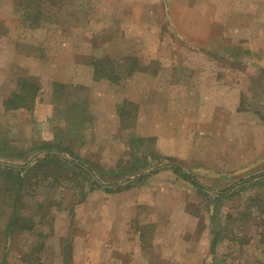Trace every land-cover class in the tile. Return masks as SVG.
Wrapping results in <instances>:
<instances>
[{
  "label": "rangeland",
  "instance_id": "1",
  "mask_svg": "<svg viewBox=\"0 0 264 264\" xmlns=\"http://www.w3.org/2000/svg\"><path fill=\"white\" fill-rule=\"evenodd\" d=\"M75 63L99 64L111 79L93 73L97 86L54 87L50 68ZM134 72L148 84L174 83V99L148 86L134 103L132 85L124 100ZM212 77L223 88L214 99L204 91L196 107L190 84ZM22 79L40 87L33 107L5 109ZM142 112L155 121L141 124L164 131L165 145L198 146L211 168L180 163L208 189L152 177L168 162L139 134ZM42 144H62L109 191L58 160L27 171L23 186L0 173V264H264V180L239 183L264 173V0H0V162L33 165ZM134 166L142 168L134 178L112 177Z\"/></svg>",
  "mask_w": 264,
  "mask_h": 264
},
{
  "label": "crops",
  "instance_id": "2",
  "mask_svg": "<svg viewBox=\"0 0 264 264\" xmlns=\"http://www.w3.org/2000/svg\"><path fill=\"white\" fill-rule=\"evenodd\" d=\"M73 52L75 53V50H73ZM105 54L106 53L99 52L98 54H93L92 57H93V59H101L102 57L105 56ZM44 68H45V66L40 64V68L37 67V69H36L37 70V74L40 75V76H43L44 75V70H43ZM206 70H207V72L210 71L209 68H206ZM206 70L205 69H200L199 70V75H202L203 73H205ZM93 73H94L93 65H90V64L88 65L86 63H82V64L75 63L72 69H69V66H67L64 69V71H59V70L56 71L53 67L50 68V72H49V76L50 77L49 78L52 79V81H55V82H57L59 84H63V85L64 84H81L83 86L93 87V86H97L96 81H94ZM63 75H67L68 77L67 76H63ZM147 77H148L147 74H145L144 72L135 73V75L132 78V80L127 81L125 83L124 96H126V97H123V99L127 100V98H129L128 94L126 92H129L128 87H131L132 85L135 86V88H134L135 97H133V98L130 97V99L133 100L134 103L141 104L142 100L140 101V99H142V98L138 97L139 93L140 92L142 93L148 86H151L152 90H160V89H162V87H165L167 92H171L172 93V94H170V93L167 94L168 99H170V100L174 99L173 98V97H175V95H174L175 84L174 83L167 82V83L159 84V83H156L155 80H153V82L151 84H148L147 83V81H148ZM214 77H215V73H214ZM214 77H212L211 79H214ZM200 79H202V77H200ZM216 79H214L209 84L204 83L201 80L199 82H197V83H193V84L189 83L191 87H189V90H188L189 94H187L189 96L188 100L190 101L191 98L193 97L194 101L196 102L195 106L196 107H200L201 102L206 98V95L204 94V91H206L207 89L211 90L212 94H214L213 97L210 96L211 98L214 99L216 97L215 94L217 93V91L221 90L223 88V85L221 83H218L216 81ZM145 80H147V81H145ZM114 87H116V86H114ZM182 87L184 88V85H182ZM107 88H108V92L113 91V88L110 85L107 86ZM182 95H185L186 98H188V96L186 95L185 92H183ZM133 101H131V102H133ZM115 104H114L113 107H115ZM140 109H141V105H140ZM190 111H187V114L183 115V122L184 123H190L189 122V121H191V117H190L191 114H189ZM199 112H201L200 108H199ZM140 113H141V111H140ZM117 117L115 118V115H114V123L120 122V115L117 114ZM143 117H144V115H143V112H142V117L141 116L138 117V122L136 124V125H138L137 126L138 128H139V125H142L140 121H144V122L150 121V122H152L155 119L154 118L153 120H149V119H145L144 120ZM169 117L170 116L168 115V119H170ZM193 118L197 119L199 122H201L204 119L203 115L201 113H196V111H193ZM141 128H142V130H140V131L138 130L139 134H141V136L142 135H150L149 137L152 138L155 141V144H156L157 148L160 151L158 153L159 154L162 153V154H164V155L161 154L162 156L170 157L172 159V160H168L167 161L168 163H170V161L173 162V163H170V164H173V165L176 164V165L180 166L185 172H189V171H186L184 166L180 162L186 161V160H199L203 164V166L200 165V166H202V168H204L206 170H207V168H211L205 162V157H204L203 153L201 152V150H199L198 146L195 145V144L200 145V138L192 139V143H193V145H195L194 151H192V152L188 151V153H185L184 151L180 152V151L176 150L174 148V145L171 143V141H168L166 143V145H165L164 140H162V138H161L165 134L164 131L162 132L158 128H154V127H152L149 130L148 128H146L143 125H142ZM189 128H190L189 125H188V128H187V126H185V128H184V132H188V134H186V137H187L186 142L187 143H191L190 142L191 138L189 136V134H190L189 133ZM146 129H147V131H146ZM167 138H169L168 135H167ZM193 140H196V141H193ZM147 176H148V174L145 177H147ZM152 177H157L159 180H162V179L166 180L167 186L162 181H159L157 183V185H158L157 187H162V186L173 187L172 181H174L176 179L175 177H178V176L170 168L165 167V168H162V169L158 170L157 173L154 174ZM162 177H164V178H162ZM131 178H134V177H131ZM178 178L180 180L185 181L184 179H182L180 177H178ZM131 184L135 185L136 183H134V184L131 183ZM153 186L156 187V183L153 184ZM126 192L127 191H124L122 193V195H120V198L123 197V195H125Z\"/></svg>",
  "mask_w": 264,
  "mask_h": 264
},
{
  "label": "trees",
  "instance_id": "3",
  "mask_svg": "<svg viewBox=\"0 0 264 264\" xmlns=\"http://www.w3.org/2000/svg\"><path fill=\"white\" fill-rule=\"evenodd\" d=\"M102 70H103V66H101L99 64L95 65L94 66L95 77L96 78L97 77L98 78L104 77V78L111 79L106 74L100 73V71H102ZM131 74L128 73V76ZM27 79L20 80L18 83V90L19 91H17V92L15 91V92L11 93V95H9L7 98L4 99L3 102H4L5 109L15 110V109H21L22 108L25 110H29L30 108L33 107L34 99H35L36 94L39 91L40 87H39V85H37L34 82H30L29 80L27 81ZM53 86L64 88V86H62V84L58 86L56 83H54ZM121 114L122 113L120 112V114H119L120 117H121ZM78 115H80L79 112H78ZM148 139H149V141L154 143V140L152 138L149 137ZM143 140H147V139H140L139 141H143ZM40 150L41 151L43 150L42 152L44 153V156L36 159L35 164L27 165L28 167L17 168V167H15L16 164L8 163V162H0V173L1 174H5V173L6 174H8V173L13 174L14 173L13 175L10 176V178L15 182L17 181L18 183L20 180V182H22L21 185L23 186L24 185L23 181H24L25 175H27V171H29V170L33 169L35 166H39V165H40V167L44 168L41 170L55 169L54 166H52V165H48V164L44 165V164L48 163L49 161L58 160L61 162V163H59V165L63 169V172H67L69 170H72L73 172L78 171L79 173H82L86 177L94 179L91 183L92 185H97L98 187H102V188L104 187V189L106 191H109V189L106 186H104V185L102 186L98 182L97 178L96 179L94 178L95 175L92 172V170L89 167H87L85 164H83V162L79 161L72 154V152L69 149L65 148L62 144L54 145V146L50 145V144H42L41 146H39L38 151H40ZM63 153H68L70 157H66V155ZM161 160L167 162L168 160H172V159L170 157L162 156L161 159H159L158 163H161L160 162ZM56 163H58V162H56ZM165 167L170 168L178 177L190 182L193 186L200 188L202 190L208 189L205 186H203L202 184H200L193 175H190V173L185 172L178 165H173V164L168 163L167 166L161 165V166L156 167L154 170H152V172L158 171V170L165 168ZM17 169L23 170L24 174H22V175H20V173L16 174L14 171ZM141 169L142 168H140V166L130 167V168H127L125 170H120V171L114 172L112 174V177H115L118 179H123V180H129L131 177L137 176V174L141 171ZM45 175H47V174H45ZM145 175H146V172L142 175H139L138 177L145 176ZM262 179L264 180V173L258 174L255 176H251V177L244 179V180H240L239 183H245V184H250V185L251 184H257L260 181H262ZM13 181H9V182L13 183ZM229 188L230 187H227L223 190L216 191L215 192L216 196L225 197L226 196L225 193L228 191ZM14 214H15L14 217L12 219H10L9 228L13 227V226L15 227L18 220H19L18 213L16 214V210H14ZM19 228L22 230L24 229V227H22V226ZM215 245L216 244L213 241H211L210 250H214Z\"/></svg>",
  "mask_w": 264,
  "mask_h": 264
}]
</instances>
